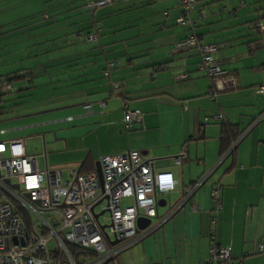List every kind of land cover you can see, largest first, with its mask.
Returning a JSON list of instances; mask_svg holds the SVG:
<instances>
[{"label":"crops","instance_id":"1","mask_svg":"<svg viewBox=\"0 0 264 264\" xmlns=\"http://www.w3.org/2000/svg\"><path fill=\"white\" fill-rule=\"evenodd\" d=\"M88 2L0 0V74L25 69L31 75L18 79L21 91L12 97H25L26 105L0 109V116L73 110L54 117L49 128L52 140L64 141L56 149L67 153L26 150L49 165L80 162L96 170L104 154L138 150L155 169L170 170L175 202L152 223L173 209L188 185L206 177L189 203L121 252V264H199L209 257L211 227L234 264H264V252L244 254L264 242V95L255 90L264 83V31L248 26L264 14V0L195 2L194 31L217 44L214 58L236 79L215 98L198 68V51L178 45L189 30L176 23V0H113L95 9ZM98 21L97 38L86 39L81 32L95 30ZM125 99L142 114L131 127L123 122ZM215 113L246 131L222 159L221 124L204 121ZM217 183L221 209L213 223L217 201L210 191Z\"/></svg>","mask_w":264,"mask_h":264},{"label":"built area","instance_id":"2","mask_svg":"<svg viewBox=\"0 0 264 264\" xmlns=\"http://www.w3.org/2000/svg\"><path fill=\"white\" fill-rule=\"evenodd\" d=\"M111 1L89 0L88 7L95 9ZM195 1L176 0L181 9L176 23L194 26L195 19L190 12ZM249 25L264 30V14ZM98 26L96 22L95 30L81 34L86 39H96ZM178 45L198 50V68L212 83L208 92L211 98H215L218 91L236 86L235 77L222 69L212 56L215 44L203 42L190 31ZM12 88L9 76H0V93ZM256 91L264 94V83L258 85ZM100 103L105 104L103 100ZM85 106L92 110L90 103ZM141 115L138 109L126 106L123 109L126 126L140 120ZM223 118L222 113H215L204 121ZM5 132V128L0 130V133ZM175 161L180 162L179 156H175ZM99 163L101 185L97 171L81 172L80 162L49 165L45 156L40 158L26 151L24 137L0 139V264H121L118 254L156 229L190 198L205 178L188 187L185 195L158 222L151 221L145 228L138 229V217L158 216L159 199L165 200L164 194L175 188L173 173L155 169L153 159L143 158L138 150L104 154ZM210 193L217 201L211 216L214 223L221 208V185L216 184ZM128 198L131 203H122ZM192 207L198 208L197 205ZM101 215H104L103 221ZM215 237V229L211 227L209 257L199 264H234L236 259L229 247L219 246ZM257 252H264V242L244 254Z\"/></svg>","mask_w":264,"mask_h":264},{"label":"rangeland","instance_id":"3","mask_svg":"<svg viewBox=\"0 0 264 264\" xmlns=\"http://www.w3.org/2000/svg\"><path fill=\"white\" fill-rule=\"evenodd\" d=\"M22 65H17V67H21ZM6 66H9V65H6ZM37 76L42 77L43 74L37 75ZM18 81L19 80L13 82L15 89H16V85ZM18 91H21V90H15L9 96L6 97L7 100L5 101V107L3 108L4 110H8L12 107L20 108L21 106L26 105L24 102H22V100H24L25 97L11 99L12 97L17 95ZM26 92L27 90L22 91V93H26ZM35 95L36 94H33V96ZM41 100L42 99H38V100L35 99V102L41 101ZM15 103H18V104H15ZM30 103L31 102H28V104ZM67 114L74 115V111L71 109L69 110L67 109V110H61V111L56 112L54 110V111H47V112H41V113H36V114L24 115V116H13L9 118L8 117L2 118L5 116V115H2L0 116V130L2 128L13 129V130L5 134L0 133V139L4 138V136H9V137L10 136H22L24 137L25 148L28 151L41 152V151L47 150L48 154L50 153L59 154V155L65 154L67 153L66 150L56 149L58 144L63 145L64 141L63 140H52V138L50 137V135L52 134L51 133L52 131L49 128L52 125H54L52 123V120L54 119V117L62 118L63 116H66ZM50 150H53V151L51 152ZM164 198H166L167 204L161 205L158 207L159 215L163 214L164 210L175 202V199H173L172 194L165 193ZM122 203H131V199L128 198L122 201ZM96 209L99 211L100 208L97 206ZM103 216L104 215L100 216L101 221H103ZM156 217L157 216L152 217V221H154ZM121 252L118 254V258H120Z\"/></svg>","mask_w":264,"mask_h":264},{"label":"trees","instance_id":"4","mask_svg":"<svg viewBox=\"0 0 264 264\" xmlns=\"http://www.w3.org/2000/svg\"><path fill=\"white\" fill-rule=\"evenodd\" d=\"M197 1V0H196ZM195 1V2H196ZM195 4V3H194ZM193 7H194V5H193ZM91 9V8H90ZM191 13V12H190ZM190 16H191V14H190ZM192 17V16H191ZM193 19H195V18H193ZM257 19V18H256ZM99 22V21H98ZM196 23H197V19H195V24H194V26L193 27H189L188 25H185V24H181V25H185L186 27H188V33L190 32V31H193L198 37H199V39H201L202 40V38L194 31V27H195V25H196ZM250 22L248 23V26L250 27ZM251 28V30H253V28L252 27H250ZM99 30H100V22H99V26H98V33H99ZM264 30H257V32H263ZM187 33V34H188ZM187 36V35H186ZM185 36V37H186ZM182 41V40H181ZM203 41V40H202ZM180 42V41H179ZM203 42H205V41H203ZM205 43H207V42H205ZM210 44V43H209ZM211 44H215V43H211ZM215 46H216V48H215V50L217 49V44H215ZM192 48H194V47H192ZM194 49H196V48H194ZM197 50V49H196ZM214 50V51H215ZM198 51V50H197ZM213 51V52H214ZM213 52H212V56L214 57V55H213ZM199 53V52H198ZM215 59V58H214ZM215 61L217 62V60L215 59ZM218 64V63H217ZM219 65V64H218ZM220 66V65H219ZM221 67V66H220ZM25 69H17V70H15V71H10V72H6V73H2V74H0V76H9V79L10 80H12L13 82L15 81V80H18V79H20V78H25V77H28V76H30L31 77V75H30V72H26V71H24ZM227 72V71H226ZM228 73V72H227ZM211 85H212V83H211ZM257 88V87H256ZM256 88H255V90H256ZM228 89H231V88H228ZM16 89H15V87H14V84H13V88L12 89H10L9 91H5V92H1L0 93V109H2V110H4L3 108L5 107V101L7 100L6 99V97L7 96H9L12 92H14ZM224 90H226V89H224ZM257 92V91H256ZM259 93V92H258ZM260 94H262V93H260ZM264 95V94H263ZM11 99H13V98H11ZM101 101L103 100L104 102H105V100L104 99H100ZM100 100H99V102L97 101V103L99 104V106H104V105H101V103H100ZM88 103H90L91 104V102H88ZM91 106H92V104H91ZM127 107V108H130L129 106H128V103H127V100L125 99L124 101H123V104H122V107H123V109H124V107ZM86 107V106H85ZM87 108V107H86ZM131 109V108H130ZM13 110H9V113L10 112H12ZM11 114H13V113H11ZM141 118H142V115H141ZM141 120V119H140ZM140 120H138V121H135V122H133V123H131V125L130 126H127V127H131L134 123H137V122H139ZM123 122H124V120H123ZM218 123H220L221 124V132H220V142H221V154L223 155L225 152H227V153H230V154H232V153H234V151H235V142L238 140V137L243 133V131H241V130H239L238 129V127H237V125L236 124H234V123H231V122H229V121H227L226 119H225V117L222 119V120H220V121H217ZM124 124H125V122H124ZM126 125V124H125ZM1 134H4V133H1ZM87 171H90V170H87V169H85L84 168V165L83 164H81V172H87ZM201 178V177H200ZM199 178V179H200ZM199 179L198 180H195V181H193L192 183H191V185L190 186H194V185H196L197 184V182L199 181ZM205 180H206V177L204 178V180L200 183V184H198L197 186H196V188H198L199 186H201L204 182H205ZM217 184H219V183H217ZM221 185V184H220ZM189 185L187 186V188H186V190L183 192V194H182V196H184L185 195V193H186V191H187V189H188V187H190ZM222 187V186H221ZM195 188V189H196ZM212 189V188H211ZM171 192V191H170ZM181 196V197H182ZM190 199H191V196H190V198H188V199H186L185 200V202H183V204L182 205H184V204H186V203H189V201H190ZM180 200V199H179ZM178 200V201H179ZM220 200H221V198H220ZM221 209V208H220ZM220 211V210H219Z\"/></svg>","mask_w":264,"mask_h":264},{"label":"water","instance_id":"5","mask_svg":"<svg viewBox=\"0 0 264 264\" xmlns=\"http://www.w3.org/2000/svg\"><path fill=\"white\" fill-rule=\"evenodd\" d=\"M96 171L99 177V181H100V185L102 184V174H101V169H100V163L99 161L96 162ZM15 186H17V184H15ZM159 203L160 205H163L165 203V200L163 198L159 199ZM101 213V211H100ZM95 216H98V213H95ZM152 221L151 218H145V217H138L137 218V226L138 229H143L145 228L148 224H150V222ZM102 228H104V225H102Z\"/></svg>","mask_w":264,"mask_h":264}]
</instances>
